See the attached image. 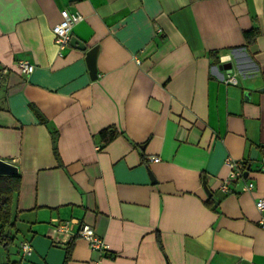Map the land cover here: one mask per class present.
<instances>
[{
	"label": "crops",
	"instance_id": "1",
	"mask_svg": "<svg viewBox=\"0 0 264 264\" xmlns=\"http://www.w3.org/2000/svg\"><path fill=\"white\" fill-rule=\"evenodd\" d=\"M62 9L82 19L58 54ZM0 159L20 176L0 264H64L67 245L65 264H264V0H0ZM229 160L247 171L224 193ZM70 219L107 251L54 231Z\"/></svg>",
	"mask_w": 264,
	"mask_h": 264
},
{
	"label": "built area",
	"instance_id": "2",
	"mask_svg": "<svg viewBox=\"0 0 264 264\" xmlns=\"http://www.w3.org/2000/svg\"><path fill=\"white\" fill-rule=\"evenodd\" d=\"M60 16L61 19L60 21L55 24L52 27V33L54 36V41L56 43L57 49H58V54H62L63 51L66 49V47L69 44L70 38H71V31L72 27L79 22L82 19V16L77 13V12H69L66 9L60 10ZM225 59L221 58L220 63L222 64L225 61H228L229 55L224 56ZM16 66L18 70L25 74H30L34 70V66L32 64H29L27 61L20 60L16 63ZM226 76L222 79L225 84H236V73L233 72L232 68L230 70H227ZM152 161H157V157H153L151 159ZM227 164L230 167V173L228 178H226L220 185V190L224 193H227L229 188L228 185L232 182L235 181L239 178L242 177L241 174V161H231L229 160ZM262 164H264V159H262ZM254 187V184L252 181L247 182L243 186L244 191H250ZM255 207L257 208L258 211H264V198H259L255 202ZM78 222L74 219L70 220H64V221H59V220H54L53 221V228L54 231L58 234L61 235L63 238L70 239L72 236L77 234L84 240H86L89 244V247L100 251V252H106L108 249L107 244L99 237L96 235L94 232L93 228L85 223H82L79 225V228L77 232H73V227L76 225ZM261 227L264 228V220H261ZM22 250L27 253L30 251V246L28 243H23L22 244Z\"/></svg>",
	"mask_w": 264,
	"mask_h": 264
},
{
	"label": "trees",
	"instance_id": "3",
	"mask_svg": "<svg viewBox=\"0 0 264 264\" xmlns=\"http://www.w3.org/2000/svg\"><path fill=\"white\" fill-rule=\"evenodd\" d=\"M255 33L253 31H247L244 33L246 44L248 45L253 41ZM41 118V117H40ZM41 121L45 122L41 118ZM117 135L113 128L102 129L99 133L101 142L103 144L109 143ZM57 133L51 132L52 150L55 158L58 160V152L56 148ZM241 174L244 177L247 171V162H241ZM20 188V176L16 175H0V243L7 245L12 241L10 231L14 227L13 218V202ZM70 251V245L66 246V254L64 264L68 258Z\"/></svg>",
	"mask_w": 264,
	"mask_h": 264
},
{
	"label": "water",
	"instance_id": "4",
	"mask_svg": "<svg viewBox=\"0 0 264 264\" xmlns=\"http://www.w3.org/2000/svg\"><path fill=\"white\" fill-rule=\"evenodd\" d=\"M73 42L77 43L76 40L73 38H70L69 44H73ZM87 66L90 73L91 78L96 77V69H95V53L92 51H89L87 54ZM220 68L227 72V70L231 69V64L226 63L220 65ZM256 157V151L255 149H251L250 152V159L254 160ZM18 173V169L15 165L11 164L10 162H7L3 159H0V175H16ZM246 177V174H244ZM205 193L207 196H210V192L208 191L207 187L204 186Z\"/></svg>",
	"mask_w": 264,
	"mask_h": 264
},
{
	"label": "rangeland",
	"instance_id": "5",
	"mask_svg": "<svg viewBox=\"0 0 264 264\" xmlns=\"http://www.w3.org/2000/svg\"><path fill=\"white\" fill-rule=\"evenodd\" d=\"M18 240H19V236H16L15 239L13 240V242L9 245L10 249L11 248H15V246L17 245Z\"/></svg>",
	"mask_w": 264,
	"mask_h": 264
}]
</instances>
